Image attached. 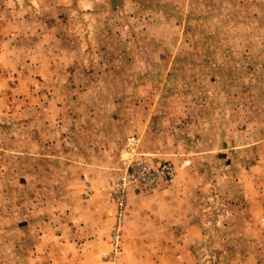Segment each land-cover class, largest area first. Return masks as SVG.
I'll list each match as a JSON object with an SVG mask.
<instances>
[{"label": "rangeland", "instance_id": "374dc122", "mask_svg": "<svg viewBox=\"0 0 264 264\" xmlns=\"http://www.w3.org/2000/svg\"><path fill=\"white\" fill-rule=\"evenodd\" d=\"M132 137L176 175L111 254L81 167ZM0 264H264V0H0Z\"/></svg>", "mask_w": 264, "mask_h": 264}, {"label": "crops", "instance_id": "0c3cea01", "mask_svg": "<svg viewBox=\"0 0 264 264\" xmlns=\"http://www.w3.org/2000/svg\"><path fill=\"white\" fill-rule=\"evenodd\" d=\"M111 142L115 143L114 141ZM81 156H83V153H81ZM96 158L97 157L95 156L91 159V162L83 163V167H81V173L83 172L82 174H85L84 176L87 178V182H89V185L86 192V196L88 198L85 202H82L80 206L82 221L86 219L85 216H90L92 218V220L90 221L91 227L89 228V236L90 238H93L92 244H95V246H99L102 244H107V238L112 225V218H109L107 214L108 207L105 204L107 186L109 181L113 177L117 178L120 175V173H118L119 175L117 174V171L118 169H120V166H117L119 162H115V158H112L111 163L109 161L106 163L101 158ZM152 160L156 164H159L161 162H167V160L163 159L161 156L154 157ZM84 166H87V168L85 169ZM115 169H117V171ZM137 188L138 187L132 186L128 188V217L126 216L125 219L130 222H132L134 218L138 217L141 214H148L147 212H149V210H147L146 208L142 209L137 206L140 204L141 201L149 200L152 197L159 199L162 196L158 191L161 186H159L156 190L148 192L146 194L140 191L138 192V190H136ZM162 210H164V208H162V206L160 205V207L157 208L155 213H157V211L160 212ZM162 224L163 223L159 224L160 227H162ZM159 230H161V228H159ZM160 245L169 248L172 246H177V243L176 241L165 240L162 243L160 242ZM131 260L137 261V258H132ZM160 260L162 261V259Z\"/></svg>", "mask_w": 264, "mask_h": 264}, {"label": "built area", "instance_id": "2783aa9c", "mask_svg": "<svg viewBox=\"0 0 264 264\" xmlns=\"http://www.w3.org/2000/svg\"><path fill=\"white\" fill-rule=\"evenodd\" d=\"M128 153L127 163L116 178L109 181L105 204L114 207V227L110 237L112 253L121 250L123 225L127 210V194L129 187H139L152 192L161 185L170 184L176 171L169 162L156 164L152 158L139 150V140L130 138L125 145Z\"/></svg>", "mask_w": 264, "mask_h": 264}]
</instances>
